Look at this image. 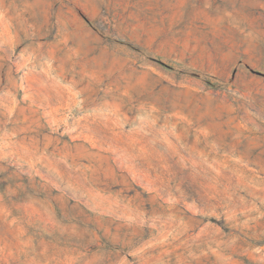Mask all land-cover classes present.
I'll return each instance as SVG.
<instances>
[{
    "label": "rangeland",
    "instance_id": "rangeland-1",
    "mask_svg": "<svg viewBox=\"0 0 264 264\" xmlns=\"http://www.w3.org/2000/svg\"><path fill=\"white\" fill-rule=\"evenodd\" d=\"M0 264H264V0H0Z\"/></svg>",
    "mask_w": 264,
    "mask_h": 264
}]
</instances>
